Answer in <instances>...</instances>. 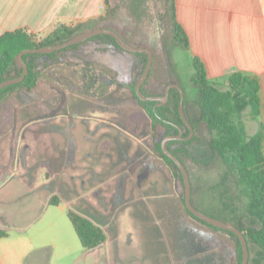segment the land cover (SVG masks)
Listing matches in <instances>:
<instances>
[{
    "label": "rangeland",
    "instance_id": "1",
    "mask_svg": "<svg viewBox=\"0 0 264 264\" xmlns=\"http://www.w3.org/2000/svg\"><path fill=\"white\" fill-rule=\"evenodd\" d=\"M168 2L108 0L101 23L132 45L151 48L192 106L191 55L166 44ZM38 64L34 88L0 101V175H17L0 189V221L8 231L0 250L7 262L231 264L218 231L190 216L187 224L180 214L183 188L154 149L150 120L128 87L141 76L133 54L95 39ZM188 172L200 208L229 216L231 206L242 204L238 196L225 202L222 165L190 163ZM68 208L100 225L107 241L85 249ZM250 249L252 264H264L253 243Z\"/></svg>",
    "mask_w": 264,
    "mask_h": 264
},
{
    "label": "trees",
    "instance_id": "2",
    "mask_svg": "<svg viewBox=\"0 0 264 264\" xmlns=\"http://www.w3.org/2000/svg\"><path fill=\"white\" fill-rule=\"evenodd\" d=\"M168 1L169 28L166 44L177 47L180 50H189L190 40L187 32L177 20L175 0ZM105 4L107 8L108 0H105ZM104 20L105 16L102 14L73 25L59 23L43 36L28 31L27 28L4 32L0 35V82L21 74L22 67L15 62V56L21 50L58 44L78 33L90 31L94 28H109L101 23ZM116 32L123 40L131 44L120 32ZM95 39L110 42L116 48L124 50L111 35L97 34L81 43L73 44L51 53H26L22 57L28 67L26 76L21 82L2 88L0 90V101L9 92L18 88L32 89L36 86L42 68L38 64L39 60H55L65 51L75 49L82 43ZM131 53L138 64V66L136 65V70L141 75L147 62V54L142 52ZM44 65L46 66L47 63ZM190 66L191 74L188 82L194 94L192 106H188L184 88L177 83L175 84L183 91V108L192 126L193 135L189 139L169 140L166 146L184 164L187 172L190 163L201 169H209L215 164L222 165L226 170V174L222 178L221 186L225 185L229 188V191L224 196L225 202H233V198L238 196L244 198L242 204L231 206L229 216H222L220 213L215 214L204 210L195 203V190L190 179L192 204L212 217L233 224L243 232L250 253L247 264H252L251 243L258 248V254L259 256L261 255V260H264L263 130L260 127L256 133L249 135L244 121L245 116L255 119L261 112V85L259 78L241 71H233L223 81L210 80L207 76L205 63L197 55L191 56ZM171 74L169 66L166 67L165 63L153 54L148 76L140 87L141 92L146 96H162L165 87L173 83ZM138 78L133 79L128 84V87L150 120L154 149L172 170L173 176L177 178L181 188H183L180 200L184 204L182 175L176 164L161 149V140L164 136L177 135L179 129L182 130L183 137L189 135V128L181 119L178 110L180 93L178 89L171 87L168 91L167 101L161 105H156L157 101L153 100L142 101L135 94V83ZM154 87H160L161 91L155 92L153 90ZM161 130L163 132L160 136L158 133H161ZM54 198L55 196H52L50 201H54ZM186 212L190 217L209 229L218 231L233 241L236 247V261L234 264L241 263L242 249L239 238L235 233L212 226L188 210ZM66 214L81 245L85 249H94L105 243L107 235L100 225L71 208L67 209ZM6 236H8V231L0 227V237ZM261 260L258 259L256 263L261 262Z\"/></svg>",
    "mask_w": 264,
    "mask_h": 264
},
{
    "label": "crops",
    "instance_id": "3",
    "mask_svg": "<svg viewBox=\"0 0 264 264\" xmlns=\"http://www.w3.org/2000/svg\"><path fill=\"white\" fill-rule=\"evenodd\" d=\"M59 1L0 0V35L18 28L46 34L59 23H76L105 11V0ZM175 7L177 20L190 40L188 54L203 60L210 80L223 81L233 71L259 78L261 112L255 119L245 116L244 121L249 135L262 127L264 151V0H175ZM1 174L0 189L17 177L12 172ZM179 211L189 224L182 207ZM5 226L0 221V227ZM215 235L229 250L234 264L235 250L229 238ZM7 237H0L1 245ZM2 250L0 264H9Z\"/></svg>",
    "mask_w": 264,
    "mask_h": 264
},
{
    "label": "water",
    "instance_id": "4",
    "mask_svg": "<svg viewBox=\"0 0 264 264\" xmlns=\"http://www.w3.org/2000/svg\"><path fill=\"white\" fill-rule=\"evenodd\" d=\"M97 34L111 35L116 40L117 44L126 51L142 52V53L147 54V62H146L145 68H144L141 76L138 78L137 82L135 83V94L140 100H142V101H152L153 100V101H157L156 105H159V104L161 105L167 101L168 91L171 87L178 89V91L180 93L178 110H179V114L181 116V119L183 120L185 125L189 128V135L187 137H183L181 129L179 130L177 135H172V134L166 135L161 140V149L176 164V166L178 167V169L182 175L183 186H184V204H182V201L180 200V202L182 204L181 205L182 211L187 218L189 217V215L187 214L186 210H188L190 213H192L196 217L204 220L205 222H207L208 224H210L212 226H215V227H218L221 229H225V230H228V231L235 233L237 235V237L239 238V241L241 244V249H242V260H241L240 264H247L249 261V254L250 253H249L247 240H246V237L243 234V232L238 227L234 226L233 224H230V223H227V222L220 220L218 218L212 217V216L204 213L203 211L199 210L198 208H196L192 204V201H191V181H190V177H189V174L187 172V169L185 168L184 164L170 150H168V148L166 146V144L169 140L189 139L193 135L192 126H191L190 122L188 121V119L185 115V112H184V108H183V96H184L183 91L175 83H171V84L167 85L164 89V94L162 96H146L140 90L142 83L144 82V80L148 76V73H149V70H150V67L152 64L153 52L150 48L143 47V46L131 45V44L127 43L125 40H123L121 38V36L116 31H114L112 29L101 28V27L94 28L93 30H90V31L78 33V34L74 35L72 38H70L64 42L58 43V44H52V45L41 46L38 48L21 50L15 56V62L19 66L22 67L21 74L16 76V77L8 78V79L1 81L0 82V90L4 87L8 86V85L21 82L24 79V77L26 76V74L28 72V67L22 58L24 54H26V53H51L53 51L66 48V47L71 46L73 44L81 43V42L85 41L86 39H88L94 35H97ZM217 234H219V233H217ZM228 241H230V243L232 244V246L235 250V261H236L235 244L230 239H228Z\"/></svg>",
    "mask_w": 264,
    "mask_h": 264
},
{
    "label": "flooded vegetation",
    "instance_id": "5",
    "mask_svg": "<svg viewBox=\"0 0 264 264\" xmlns=\"http://www.w3.org/2000/svg\"><path fill=\"white\" fill-rule=\"evenodd\" d=\"M180 130V129H179ZM182 131V130H181Z\"/></svg>",
    "mask_w": 264,
    "mask_h": 264
}]
</instances>
